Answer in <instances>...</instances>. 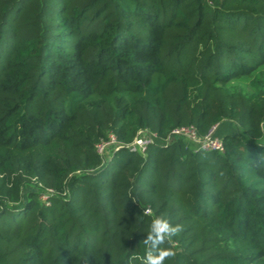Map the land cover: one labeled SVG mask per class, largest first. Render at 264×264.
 <instances>
[{
    "label": "trees",
    "instance_id": "trees-1",
    "mask_svg": "<svg viewBox=\"0 0 264 264\" xmlns=\"http://www.w3.org/2000/svg\"><path fill=\"white\" fill-rule=\"evenodd\" d=\"M262 66L264 0H0V264H129L145 207L169 264H264Z\"/></svg>",
    "mask_w": 264,
    "mask_h": 264
},
{
    "label": "clouds",
    "instance_id": "clouds-1",
    "mask_svg": "<svg viewBox=\"0 0 264 264\" xmlns=\"http://www.w3.org/2000/svg\"><path fill=\"white\" fill-rule=\"evenodd\" d=\"M144 215L152 219L146 228V238L142 240V255H132L129 264H169L178 254L177 238L185 231V225L173 223L167 212L156 214L150 207L144 208Z\"/></svg>",
    "mask_w": 264,
    "mask_h": 264
},
{
    "label": "built area",
    "instance_id": "built-area-1",
    "mask_svg": "<svg viewBox=\"0 0 264 264\" xmlns=\"http://www.w3.org/2000/svg\"><path fill=\"white\" fill-rule=\"evenodd\" d=\"M217 124L211 126L209 130L199 135L194 126L178 127L170 131V133L164 138L165 142H170L172 139L180 138L190 142L196 149L202 151H220L222 149V138L216 135ZM156 140L155 133L150 132L147 129H139L133 139L126 144V147L130 152L143 153L145 148ZM118 143L113 136H110L109 140L102 142L96 146V150L99 154H103L102 151L107 147H116ZM44 197V196H43Z\"/></svg>",
    "mask_w": 264,
    "mask_h": 264
},
{
    "label": "rangeland",
    "instance_id": "rangeland-1",
    "mask_svg": "<svg viewBox=\"0 0 264 264\" xmlns=\"http://www.w3.org/2000/svg\"><path fill=\"white\" fill-rule=\"evenodd\" d=\"M259 70H260V71L263 70V71H261V72L259 73V74L261 75V77H263L262 72H264V66L260 67ZM259 70H258V71H259ZM246 89H247V87H246ZM227 124H228V127H226ZM225 131H233L235 134L238 133L235 124L232 123V122H227V121H224V122L220 123V124L218 125V127H216V131H215V132H216V135H217V136H219V137L222 138V136L224 135V132H225ZM186 142H188V141H186ZM192 147L195 148V146H194L193 144H192ZM109 149H110V147H107V148L105 149V151H104V150L102 151V153H103V152L105 153V152L108 151Z\"/></svg>",
    "mask_w": 264,
    "mask_h": 264
},
{
    "label": "crops",
    "instance_id": "crops-1",
    "mask_svg": "<svg viewBox=\"0 0 264 264\" xmlns=\"http://www.w3.org/2000/svg\"><path fill=\"white\" fill-rule=\"evenodd\" d=\"M225 121H227V122H231V121H228V120H225ZM222 122H224V121L219 122V123L217 124V127H218V125H219L220 123H222ZM226 127H228V124L226 125ZM224 134H235V133H234L233 131H225ZM186 144L189 145V146L192 145V144L189 143V142H188V143L186 142Z\"/></svg>",
    "mask_w": 264,
    "mask_h": 264
}]
</instances>
